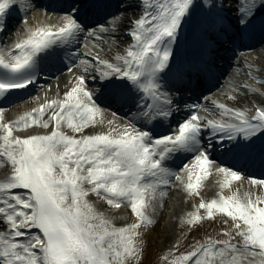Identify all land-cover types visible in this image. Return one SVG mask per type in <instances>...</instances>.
<instances>
[{
    "label": "snow or ice",
    "instance_id": "6c2138e0",
    "mask_svg": "<svg viewBox=\"0 0 264 264\" xmlns=\"http://www.w3.org/2000/svg\"><path fill=\"white\" fill-rule=\"evenodd\" d=\"M234 2L235 9L224 0H141L142 15L130 20L126 33L131 43L104 58L98 51L73 49L81 38L93 41L95 49L105 36L119 48L114 34L126 17L110 0H70L61 6L62 15L45 13L38 24L27 15L38 7L34 0H0V33L14 6L25 13L14 43L0 49V167L10 168L0 180V264H141L145 232L157 223L169 190L182 186L199 195L208 166L223 177L221 190L248 181L264 192V179L240 170L249 162L264 166V100L251 109L210 97L204 99L212 108L184 100L194 78L212 75L209 33L233 42L257 30L264 34V0ZM57 49H68L69 72L77 69L64 99L45 101L17 120L5 119V106L17 102L11 90L37 84L42 61L59 59ZM249 68L255 84L230 80L227 100L237 101L241 92L264 96L255 86H264V79ZM30 126L36 127L23 131ZM178 159L182 167L169 166ZM91 196L130 209L136 220L118 227L117 217L99 210ZM260 205L264 194L253 198L251 191L210 202L202 198L197 212L181 218V226L191 231L214 212L230 220L224 219L216 237L197 241L170 261L179 251L177 241L160 260L264 264Z\"/></svg>",
    "mask_w": 264,
    "mask_h": 264
},
{
    "label": "bare ground",
    "instance_id": "6f19581e",
    "mask_svg": "<svg viewBox=\"0 0 264 264\" xmlns=\"http://www.w3.org/2000/svg\"><path fill=\"white\" fill-rule=\"evenodd\" d=\"M234 1V0H233ZM234 6H236L235 2L233 3ZM137 11H124L123 14L126 17L121 21V25L119 30L114 34L117 36L119 39L117 42L121 41H126L127 40V35L125 34L126 31H124L125 27L130 24V20L134 18L136 15ZM28 18L30 22L34 24H38L43 22L44 18H42V13L39 12L37 9H33L31 12L28 14ZM33 17H35V20H33ZM20 30V23L15 27V29ZM11 33V32H10ZM8 43L4 44L7 45L9 43L12 44L14 43L16 39V33L15 35H10ZM125 36V38H124ZM88 44L89 46L93 44L90 41H84V44ZM105 44L100 47V44H97V47L93 49L94 51H98L99 55L104 57V58H109L112 55L111 53L113 51H116V47L111 46V39H106ZM84 46V45H83ZM92 46V45H91ZM90 48L92 49V47ZM102 49V50H101ZM255 58L256 60H253ZM243 62V63H240ZM244 66L248 67L247 69L244 68ZM251 66V70L253 71L254 75L255 69H260L259 75L262 79H264V44L255 49V52L253 53H245L240 55V58L235 59V57L232 58L231 61V66L229 67L228 70L225 71V76L223 79L224 83L223 86L217 91L207 94L205 97H210L211 99H216L217 102L223 103L219 101L220 96H223L224 99L226 98L225 93L226 90H228V84L229 81H235L237 84L244 83V82H249L251 83L252 81L248 80L247 77L243 78L242 74L247 76V73L249 72ZM246 69V70H244ZM77 72V69L74 70ZM72 79V75L67 76L66 74L61 76L57 82H58V87L54 90V93H57V89H59V93H61L64 89H66L65 85L67 81ZM259 87L264 90V86L259 85ZM254 100L257 103H260L261 100H264V96H261L259 93L252 94V93H243L241 92L239 98L237 101H229L226 99L228 106L229 107H242V103H246L247 107L253 105L254 102L248 103V101ZM204 105H206L208 108H212L211 100L206 101L204 99ZM200 115H206L204 112H200ZM100 118V116H99ZM98 118V119H99ZM11 120V119H10ZM85 131H88L86 129ZM78 135V134H77ZM0 178L5 177L6 175L10 174V168H5V167H0ZM186 178V177H185ZM195 181V177H193V182ZM222 179L220 176H217L215 171L210 175L208 179H206V182L204 184V187H201L198 191L202 192L205 194V197L215 195L217 194V191L220 190V183ZM238 189V191H237ZM242 188L240 187V183L237 181H233L231 188L230 189H224L223 194L225 196L227 195H232L233 192H236L239 195H243V192L241 190ZM207 194V195H206ZM188 192L184 190L182 186H178L176 189L174 188V191H172L165 199L163 208L159 211V214L157 216V223L153 226V230L151 231L152 237L156 242H160L162 246H170L172 243L175 241L178 232L182 231L183 233L185 232V226H181L180 220L182 217L186 216L187 210L193 209V211L196 212V208L193 207V203L195 200L193 198L188 199ZM93 197H90V200ZM207 199V198H206ZM212 200V198L209 200V202ZM97 208L101 207L102 205L100 203H94ZM123 207L122 211H117V213H130V209ZM226 216V215H225Z\"/></svg>",
    "mask_w": 264,
    "mask_h": 264
},
{
    "label": "rangeland",
    "instance_id": "374dc122",
    "mask_svg": "<svg viewBox=\"0 0 264 264\" xmlns=\"http://www.w3.org/2000/svg\"><path fill=\"white\" fill-rule=\"evenodd\" d=\"M149 230H153L149 229ZM147 230L145 232L144 240H145V251L143 254V259L141 261V264H165L163 261L160 260V257L169 252L172 248H166L165 246H162L160 242H156V240L153 239L151 231ZM195 236V233L193 232L192 237ZM179 246L187 244V246H191L192 242H190V238L184 240L181 238V235H179ZM184 240V242H183ZM175 252V250H174ZM174 256H169V260H173Z\"/></svg>",
    "mask_w": 264,
    "mask_h": 264
}]
</instances>
